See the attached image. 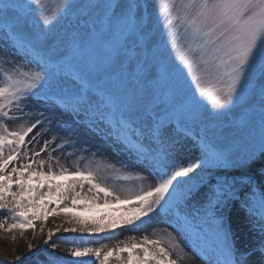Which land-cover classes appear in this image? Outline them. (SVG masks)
Listing matches in <instances>:
<instances>
[{"label": "snow or ice", "instance_id": "6c2138e0", "mask_svg": "<svg viewBox=\"0 0 264 264\" xmlns=\"http://www.w3.org/2000/svg\"><path fill=\"white\" fill-rule=\"evenodd\" d=\"M0 41V211L14 221L0 229L23 234L61 203L91 207L102 194L104 207H127L106 224L69 219L64 231L99 243L163 214L208 264H264V0H57L54 12L44 0H0ZM235 111L245 118L225 133ZM38 136L47 138L30 155ZM190 147L199 154L186 158ZM70 150L108 169L139 165L148 186H109L91 161L69 172L56 159L54 171L51 152ZM236 202L260 234L243 251L228 224ZM53 235L44 243L54 251ZM130 241L77 245L69 264H177L181 245L166 229Z\"/></svg>", "mask_w": 264, "mask_h": 264}, {"label": "rangeland", "instance_id": "374dc122", "mask_svg": "<svg viewBox=\"0 0 264 264\" xmlns=\"http://www.w3.org/2000/svg\"><path fill=\"white\" fill-rule=\"evenodd\" d=\"M150 4L160 5L165 2V0H148ZM44 3L48 5L50 12L55 11V5L57 0H44ZM158 14V13H157ZM4 47L2 41H0V49ZM8 65L4 64L3 61H0V69H7ZM245 118V114L240 111H235L234 113L229 114L224 122V131L228 133L230 128L229 126H234L239 124ZM9 127H14V125H9ZM193 133L197 130L193 129ZM47 137L38 136L37 140L39 141L36 143L37 150L39 151L41 146L43 145L44 140ZM30 138H26V141ZM188 144L191 145V140H188ZM32 146L31 144L28 145V149ZM71 151V150H70ZM198 150L195 148H189L185 151V157L191 158L197 156ZM80 159L84 161L83 166L92 162V166L95 167L99 164L102 168L100 175L105 177L103 181L109 186L115 185L117 188L121 186H131L133 188L138 189L141 185L144 187L148 186L149 182H144L139 177L142 175L140 171V166L137 165L134 171H126L124 169H108L106 166L110 163L109 160L101 157H82L78 155ZM40 159V158H39ZM16 166H19L17 163ZM11 167V165H10ZM37 170H40L37 168ZM46 170V167L45 169ZM233 174L236 173V170H230ZM121 176H130L132 177L131 180L125 181L121 180ZM88 185L84 186L82 190V195L88 197L89 199L92 198L93 193L88 191ZM15 190V188L13 189ZM77 191H81L77 189ZM103 197L102 194L100 196V202L98 205L100 206L99 209L95 210V216L99 218H103L106 216L105 210L103 208L102 203ZM67 205V211H65V206ZM56 205H49V208H55ZM127 207V206H126ZM86 208L83 201H81L77 206L72 207L70 201H65L60 204L59 209L57 212H48L46 218L44 220H35L33 221L35 228L34 229H25L23 234H21L18 230H13L12 232H7L0 229V264H37V259L39 260V264H44V262L48 259V254L51 253L53 257H60L55 261V264H69V262L73 259L70 255V251L73 247L77 245L81 246H91V247H98L93 243L88 244H69L66 240L57 239L55 240L56 244L58 245L57 248L53 251L51 247L46 246L44 241L48 239V232L53 231L57 233V229L64 230L70 225L67 223L69 219L75 218L80 215V213ZM233 216L235 218L231 219ZM228 224L230 227L233 225V222H243L244 226L247 227V230L243 233V239L245 241L244 245L237 247L241 249V251L253 247L258 246L260 243V234L258 228L254 229L251 225V221L248 217V214L245 209L241 208L239 202H236L231 210L227 213ZM161 215L155 216V218L149 222L144 228L139 231H132L127 230L124 228H119L115 231L113 236L112 243L106 244L109 248L115 247L117 244L120 243H129L130 237L135 236L137 241L142 240L143 235L147 234L150 239L164 237L165 236V229L166 232L171 233L173 237H175V241L179 242L181 245L180 248H173L171 249V258L177 260V264H202V256L204 252L201 248L196 247L192 243L191 240H185L183 236H178L174 229L166 228L165 223L158 221ZM104 220V219H102ZM14 221L8 216L5 212L0 211V223H5V225H10ZM43 228V232L40 229ZM67 233L68 237L70 234L74 233H81V232H65ZM155 233V234H154ZM237 233V232H236ZM54 236V235H53ZM53 241H49V245ZM29 245L32 246L33 252L29 251ZM165 247H170L167 240H165ZM69 252H65L62 249H67ZM35 253V255H34ZM121 256L124 259H127L128 253H122ZM19 258V259H18ZM89 260H94V258H85ZM95 264H99V262H95ZM109 264H118L114 257L109 258Z\"/></svg>", "mask_w": 264, "mask_h": 264}, {"label": "bare ground", "instance_id": "6f19581e", "mask_svg": "<svg viewBox=\"0 0 264 264\" xmlns=\"http://www.w3.org/2000/svg\"><path fill=\"white\" fill-rule=\"evenodd\" d=\"M37 147L38 146L36 144L30 146V148L28 149L29 154L31 155L32 151H36ZM51 155L54 158L51 162L53 164V170L56 172L60 171V166H58L56 164V159H59L60 165L67 168L69 170V172L75 171L76 167H79L81 169L84 168V166H83L84 161L82 159H80L78 155H71V151L69 152V154H65V155H61L60 152L54 151V152H51ZM47 156H48V153L45 152V153H42L41 157H38L37 159H39V158L40 159H47ZM45 171H47V166H46ZM71 179H72V177L69 176L68 180H65L63 182L67 183ZM55 182L59 183L61 181H55ZM41 191H46V189H41ZM117 207H126V206H124V205L118 206V205L113 204L111 207H104V205H103V208H104L105 214H106V216L103 218H99V217L95 216V213H96L95 210L100 208V206L98 204L93 205L91 207L86 206V208L80 213V215L75 217V218H79V219L87 221V222L95 221L98 223H105L106 224L108 222L107 217L115 214V209ZM235 217L236 216L232 215L231 219H233ZM102 219H104V220H102ZM228 219H230V217ZM158 221H161L165 224H167L169 222L168 217L164 216L163 214H161V217L159 218ZM231 229H232L233 233L235 234V238H236L235 242L237 243V245L238 246L244 245L245 241H244L242 236H243V233L247 230V227L244 226V221L243 222H238V221L233 222ZM67 235L68 234L65 233L64 230H59V231H57V233H55V235L52 237L51 240L53 242H56L55 240L62 239V240H66V242L69 244L71 243V244H83L84 245V244H88V243H93L99 247L100 244L112 243L113 236H114L113 233H101L100 234L101 236H106V237L112 236V238L111 239L106 238V239L100 240L99 243H97L96 241L98 238L95 236H91L87 233H74V234H70L69 237ZM62 250H64L65 252H69L68 248L62 249ZM201 259H202V261H201L202 264H208L207 257L205 256V254H203Z\"/></svg>", "mask_w": 264, "mask_h": 264}]
</instances>
